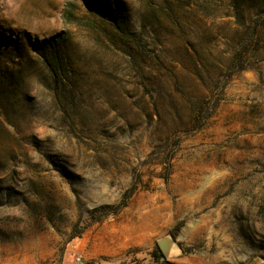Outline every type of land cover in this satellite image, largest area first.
I'll return each mask as SVG.
<instances>
[{"label":"rangeland","instance_id":"obj_1","mask_svg":"<svg viewBox=\"0 0 264 264\" xmlns=\"http://www.w3.org/2000/svg\"><path fill=\"white\" fill-rule=\"evenodd\" d=\"M257 12L0 0V264H157L165 237L172 264H264V16L233 64Z\"/></svg>","mask_w":264,"mask_h":264},{"label":"trees","instance_id":"obj_2","mask_svg":"<svg viewBox=\"0 0 264 264\" xmlns=\"http://www.w3.org/2000/svg\"><path fill=\"white\" fill-rule=\"evenodd\" d=\"M91 1V0H90ZM263 12V11H262ZM256 18L252 21V24L250 27H247V32L245 33V39L246 41H242L240 45V51H236L234 54V63L233 64H238L242 60V55L245 53L244 51L247 50L252 44V39L255 34H257L258 27L262 25L263 23V13L257 12ZM60 39V36L55 37V39ZM50 44V43H48ZM208 118V116L204 117L203 120L199 121L200 122V127L203 125L205 120ZM136 190L135 185H132L129 189H127L120 201L116 204H107V205H100L96 208H93L92 210L89 211L88 213V219L90 223H96L102 220L103 217L109 216V215H116L118 214L121 210H123L127 205L132 197L134 191ZM78 235H73L72 238L76 237ZM182 252H190L189 249H186L182 244L179 245ZM154 262L157 264H172L169 261L165 259V257L162 255L158 247H154V250L151 253ZM88 264H93V263H88Z\"/></svg>","mask_w":264,"mask_h":264},{"label":"water","instance_id":"obj_3","mask_svg":"<svg viewBox=\"0 0 264 264\" xmlns=\"http://www.w3.org/2000/svg\"><path fill=\"white\" fill-rule=\"evenodd\" d=\"M157 245L162 252L163 256L166 257L169 255L174 242L171 237H165L157 242Z\"/></svg>","mask_w":264,"mask_h":264}]
</instances>
